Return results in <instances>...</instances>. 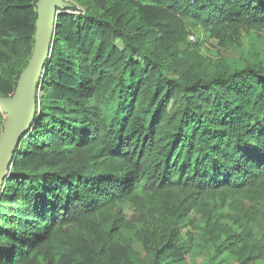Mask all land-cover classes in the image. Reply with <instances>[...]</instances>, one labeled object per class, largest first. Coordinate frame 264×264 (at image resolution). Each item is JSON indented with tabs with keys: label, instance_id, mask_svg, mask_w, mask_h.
Returning a JSON list of instances; mask_svg holds the SVG:
<instances>
[{
	"label": "trees",
	"instance_id": "trees-1",
	"mask_svg": "<svg viewBox=\"0 0 264 264\" xmlns=\"http://www.w3.org/2000/svg\"><path fill=\"white\" fill-rule=\"evenodd\" d=\"M78 1L3 183L0 264H142L113 211L141 196L161 211L149 264H184L197 239L173 232L190 214L216 255L264 261V62L233 69L188 39L263 33L264 0ZM37 2L0 0V96L33 53Z\"/></svg>",
	"mask_w": 264,
	"mask_h": 264
},
{
	"label": "rangeland",
	"instance_id": "rangeland-1",
	"mask_svg": "<svg viewBox=\"0 0 264 264\" xmlns=\"http://www.w3.org/2000/svg\"><path fill=\"white\" fill-rule=\"evenodd\" d=\"M67 2L70 3V7L76 6L78 8L77 12L67 13L77 16L89 12L90 8L81 1L67 0ZM188 39L192 45L197 43L199 46L198 51L201 55L212 59L214 62H223L233 69L243 67L248 62H264V32L243 33L236 44L228 48H221L218 42L201 28L196 33L190 34ZM116 45L120 49L124 48V44L120 39L116 41ZM43 94L44 92L40 88L37 89L36 97ZM172 107H175V105L173 104ZM6 119L7 114L0 105V121L5 123ZM216 204L225 212L231 211L220 200H217ZM113 211L116 219L123 223L121 227L122 234L131 241V246L139 259H141V263L149 264L153 256L145 245L143 230L148 231L155 239V242L161 239L162 225L159 208L151 203L147 196H141L136 202L119 204ZM203 221L201 215L190 214L189 218L185 220V224L175 227L173 232L175 235H180L190 241L194 237L197 239L192 242L193 250L185 259L184 264H240L239 261L231 256H226V254L216 255L215 246L211 238L208 243L199 239L203 234ZM252 264H264V261L258 260Z\"/></svg>",
	"mask_w": 264,
	"mask_h": 264
},
{
	"label": "water",
	"instance_id": "water-1",
	"mask_svg": "<svg viewBox=\"0 0 264 264\" xmlns=\"http://www.w3.org/2000/svg\"><path fill=\"white\" fill-rule=\"evenodd\" d=\"M36 6L38 15L33 53L20 74L15 92L0 98V105L7 114L0 134V197L20 139L35 120L37 86L45 75L46 61L50 58L55 21L60 10L71 5L67 0H38Z\"/></svg>",
	"mask_w": 264,
	"mask_h": 264
},
{
	"label": "built area",
	"instance_id": "built-area-1",
	"mask_svg": "<svg viewBox=\"0 0 264 264\" xmlns=\"http://www.w3.org/2000/svg\"><path fill=\"white\" fill-rule=\"evenodd\" d=\"M71 8H72V7H70V8H66V9H63V10H60V12H77V10L72 11Z\"/></svg>",
	"mask_w": 264,
	"mask_h": 264
}]
</instances>
